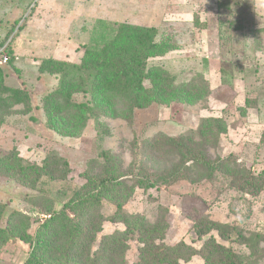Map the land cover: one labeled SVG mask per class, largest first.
I'll list each match as a JSON object with an SVG mask.
<instances>
[{
    "label": "rangeland",
    "instance_id": "374dc122",
    "mask_svg": "<svg viewBox=\"0 0 264 264\" xmlns=\"http://www.w3.org/2000/svg\"><path fill=\"white\" fill-rule=\"evenodd\" d=\"M229 2L227 8L223 1L226 9L220 10L218 0H52V7L48 0H0V51L11 58L3 65L6 83L29 89L33 107L27 116L18 108L0 130V156L17 149L27 162L40 163L56 152L69 163L70 185L83 184L81 173L99 152L97 124L89 122L77 138L49 130L42 99L57 80L43 77L37 68L48 57L79 63L96 21L103 20L156 28L159 41L172 50L149 64L163 67L194 91L184 101L137 111L131 125L122 119H102L101 126L110 132L104 136L102 148L116 153L128 167L136 140L158 132L178 138L197 131L204 119H223L227 131L217 150H210L211 155H232L240 167L255 174L264 171V0ZM35 197L29 189L0 176L4 218L12 211L26 213L32 234L48 217L34 209ZM159 204L169 209L167 244L183 241L199 248L209 236L199 241L196 224H225L223 231L230 233L235 243L223 241L217 232L210 235L243 255L247 264H264V191L251 198L234 190L219 194L206 181L196 185L180 182L148 192L136 190L127 211L153 221L160 215ZM113 210L109 206L104 213ZM122 228L106 223L104 233ZM28 253L29 247L23 243L8 244L0 264H23ZM136 257L133 244L128 261ZM192 261L204 264L199 257Z\"/></svg>",
    "mask_w": 264,
    "mask_h": 264
},
{
    "label": "trees",
    "instance_id": "16d2710c",
    "mask_svg": "<svg viewBox=\"0 0 264 264\" xmlns=\"http://www.w3.org/2000/svg\"><path fill=\"white\" fill-rule=\"evenodd\" d=\"M218 1L220 10L229 8V0ZM171 50L159 41L154 27L98 20L79 63L41 62L39 73L57 80L56 88L42 99L45 126L62 137L77 138L93 121L100 137L99 152L81 173L83 184L78 187L70 185L69 163L56 152L40 163L27 162L17 149L0 156V176L34 193V209L48 216L32 234L26 213L12 211L5 219L6 206L0 203V256L8 244L20 242L29 247L23 264H187L195 257L204 264H247L243 255L210 235L217 232L223 241L235 243L223 231L228 225L196 224L199 241L209 236L199 248L183 241L171 245L166 243L167 207L157 205L160 215L153 221L127 211L136 190L148 192L180 182L196 185L206 181L219 194L234 190L259 197L264 191V171L255 174L240 167L232 155L214 158L210 153L217 150L227 131L223 119H204L197 131L178 138L158 132L136 140L128 167L116 153L102 148L104 136H110L101 126L102 119H122L131 125L137 111L184 101L193 93L177 76L149 64ZM3 65L0 56V130L18 108L25 116L33 111L29 91L9 86ZM109 206L114 210L104 213ZM106 223L123 228L104 233ZM133 244L137 257L130 263ZM241 244L247 246L244 241Z\"/></svg>",
    "mask_w": 264,
    "mask_h": 264
},
{
    "label": "crops",
    "instance_id": "0c3cea01",
    "mask_svg": "<svg viewBox=\"0 0 264 264\" xmlns=\"http://www.w3.org/2000/svg\"><path fill=\"white\" fill-rule=\"evenodd\" d=\"M54 1V0H53ZM55 3V2H54ZM52 0H48V5H50V6H48V7H52ZM55 6H57V5H55ZM42 7V6H41ZM54 7V6H53ZM44 59H55V60H60L59 58H56V57H48V58H44ZM60 61H65V60H60ZM73 63V62H72ZM38 69H39V67L37 68V71H38ZM38 73H39V71H38ZM40 74V73H39ZM41 75V74H40ZM43 77H46V75H42ZM47 76H49V75H47ZM6 81L8 82V78H7V73H6ZM56 86H57V84L55 85V87L53 88V89H55L56 88ZM11 87H13V86H11ZM13 88H21V89H26L24 86L23 87H17V86H14ZM52 89V90H53ZM51 90V91H52ZM27 91H29V93H30V90L29 89H27ZM51 91H49V92H51ZM48 93V92H47ZM46 93V94H47ZM31 95V94H30ZM45 95V94H44ZM3 129V128H2ZM192 262L193 261H191V262H189L188 264H192Z\"/></svg>",
    "mask_w": 264,
    "mask_h": 264
},
{
    "label": "built area",
    "instance_id": "2783aa9c",
    "mask_svg": "<svg viewBox=\"0 0 264 264\" xmlns=\"http://www.w3.org/2000/svg\"><path fill=\"white\" fill-rule=\"evenodd\" d=\"M3 52L4 51H0V56H2V64L5 65L8 62V58H7V56L3 55Z\"/></svg>",
    "mask_w": 264,
    "mask_h": 264
}]
</instances>
